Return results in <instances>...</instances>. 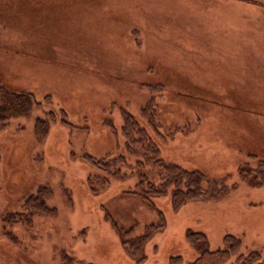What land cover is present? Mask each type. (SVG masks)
<instances>
[{"label":"rangeland","instance_id":"obj_1","mask_svg":"<svg viewBox=\"0 0 264 264\" xmlns=\"http://www.w3.org/2000/svg\"><path fill=\"white\" fill-rule=\"evenodd\" d=\"M221 1L230 16L211 0H0V85L37 102L0 130V264H264V15L235 11L264 0ZM163 163L189 171L172 170L182 193L198 184L177 210L172 186L152 195ZM157 208L138 263L114 225L141 234Z\"/></svg>","mask_w":264,"mask_h":264},{"label":"trees","instance_id":"obj_2","mask_svg":"<svg viewBox=\"0 0 264 264\" xmlns=\"http://www.w3.org/2000/svg\"><path fill=\"white\" fill-rule=\"evenodd\" d=\"M211 1H212L211 4H213V5L215 4L214 6L213 5L209 6L210 7L209 10H211L213 12V14L218 11L219 13H221V17L230 16L229 11H226V9L233 10L232 6H230L229 4L228 5L224 4L223 1H221V0H211ZM219 4H222L224 6H218ZM240 5H241L240 7H235L236 8L235 11L237 13L236 15H239L243 20H248V18H250L251 20H248L247 22H250L254 25V22H256V23L258 22L257 21L258 18H261V19L263 18V16H261L262 14L264 15V8L263 7L254 8L248 4H240ZM248 13H249V15H248ZM250 14H252V16H250ZM216 16H219V15H216ZM253 27L257 28L255 26H253ZM36 103L37 102L34 99L32 93L27 92V91H15V90H11V89H8V88L0 85V130L5 128L8 125V123L12 117L29 114L31 108ZM124 120L129 121L130 115L125 114ZM45 123L46 122L44 119H40V118L36 119L35 124H34L35 130H38L39 126L46 125ZM123 131H124V128H123ZM44 132H46V127H45ZM134 134H136L135 137L133 136ZM126 135H129V131H126ZM130 137H131L130 140H132L135 143L141 144L142 147L145 146L146 144L151 145V143H148L149 139L146 136V133L144 132V130L142 128L133 129V131L130 134ZM151 147H152V145H151ZM113 160H116V159H113ZM161 166L164 168V171L167 172V175H171L172 177H171V180H169L165 185H161L159 187L157 186V187L153 188L152 195L153 196L164 195L168 191L167 187L172 186L174 189H172L171 192L169 191L170 203H171V207L174 210H177L186 201L191 199L192 196H194L198 193V192L194 191V188L198 187V184H194L193 187L189 189L190 192H183L182 193L179 185L183 181L181 182V180L178 179L179 177L177 178L178 175L177 176H176V174L174 175L172 170H176L175 168H177V170L180 169L181 171H183L185 173H189V171L185 170V169L183 170L179 166H177L175 164H171V163H169V164L163 163ZM190 172H194V171H190ZM197 172L198 173L196 175L198 177H201L202 176L201 172H200V174H199V171H197ZM198 181H199V179H198ZM38 191H40V190H38ZM41 196H42V194L39 193V199H38L39 205H40L39 209L42 211H45V209L47 210V208H45L46 207L45 202H44L45 198H43ZM178 196H180L181 198H178ZM186 197H190V198H186ZM151 204L155 205L153 202H151ZM157 210L159 211V215H160V216L158 215V221L156 223L147 224L144 227V230L141 234L134 236V235H131V232L133 231V229H130V228L122 229V228H118L116 225H114V228L117 231V234L121 239V243L124 246L126 253L130 257L135 259L136 262H138V263L142 262L146 257V255L144 253L146 242L152 236H154V234L156 232L162 230L165 226L166 220L164 218L163 211L160 210L159 208H157ZM2 215H3L2 216L3 219H5L6 214H2ZM185 234H186V238L189 241V244L191 245L192 249L197 251L199 253V255L205 254L208 252L209 241L207 239L206 234L203 231H199V230L192 231V230L188 229L185 232ZM226 238L227 237L224 238V241H227ZM224 241H223V243H224ZM231 244H232L231 248L234 249L233 252H235L237 249L240 248L241 241H239V238L236 237L235 241L231 242ZM137 254H139V257L135 258V256ZM255 254H256L255 250H251L249 252L250 256H253ZM181 258H182L181 255H174L170 258L168 264H178V261L181 264L182 263ZM62 259L64 261V264H93L91 262L80 263V261H78L73 255H69L65 252H63V254H62Z\"/></svg>","mask_w":264,"mask_h":264},{"label":"bare ground","instance_id":"obj_3","mask_svg":"<svg viewBox=\"0 0 264 264\" xmlns=\"http://www.w3.org/2000/svg\"><path fill=\"white\" fill-rule=\"evenodd\" d=\"M174 2L177 4L178 2H180L179 4H181L182 3V0H174ZM252 56H254V55H252Z\"/></svg>","mask_w":264,"mask_h":264}]
</instances>
